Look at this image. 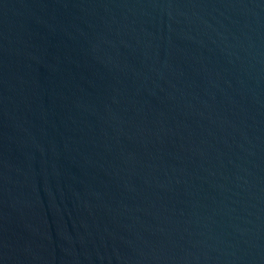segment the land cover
I'll use <instances>...</instances> for the list:
<instances>
[{
  "label": "water",
  "instance_id": "1",
  "mask_svg": "<svg viewBox=\"0 0 264 264\" xmlns=\"http://www.w3.org/2000/svg\"><path fill=\"white\" fill-rule=\"evenodd\" d=\"M0 264H264V0H0Z\"/></svg>",
  "mask_w": 264,
  "mask_h": 264
}]
</instances>
